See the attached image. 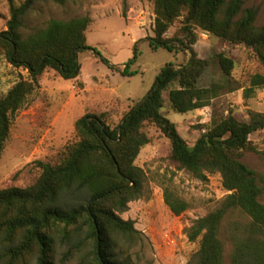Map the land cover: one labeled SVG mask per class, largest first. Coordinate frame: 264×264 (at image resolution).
<instances>
[{
  "label": "trees",
  "instance_id": "obj_1",
  "mask_svg": "<svg viewBox=\"0 0 264 264\" xmlns=\"http://www.w3.org/2000/svg\"><path fill=\"white\" fill-rule=\"evenodd\" d=\"M69 1L73 0H24L10 9L6 29L0 32V55L26 71L28 79L20 77L0 99V156L11 118L37 88L38 77L48 68L64 80L80 75L78 54L89 49L85 35L89 17L49 20L43 28L24 33V19L35 4L64 6ZM241 5V0H154L149 47L175 54L189 52L191 57L181 67L166 65L146 97L115 126L104 113H87L77 119L76 141L66 147L58 164L36 162L40 172L32 186L0 190V264H54L57 245L65 246L66 256L76 257L78 264H121L114 252L115 239L137 237L134 222L119 214L142 192L143 172L135 160L149 143L142 131L145 123L153 124L167 138L169 160L178 170L199 180L206 174H219L222 188L229 192L215 210L185 230L190 242L199 239L196 256L188 264H264V174L242 162L245 153H259L250 136L264 131V113L248 110L247 121L237 120L231 112L212 120L201 126L205 131L192 146L161 113L164 92L172 111L186 114L209 107L222 94L242 90L247 99L256 89L264 90V73L251 76L247 88L232 81L233 62L224 55L217 56L224 81L199 85L209 62L197 58L193 30L251 49L264 70V25L254 26L252 10L238 17ZM180 17L184 40L165 38ZM128 69L114 70L122 77L136 74ZM82 192L84 198L75 196ZM163 196L173 215L187 210V204L168 189ZM64 199L68 201L63 203ZM223 227L231 244L227 255L220 240Z\"/></svg>",
  "mask_w": 264,
  "mask_h": 264
},
{
  "label": "rangeland",
  "instance_id": "obj_2",
  "mask_svg": "<svg viewBox=\"0 0 264 264\" xmlns=\"http://www.w3.org/2000/svg\"><path fill=\"white\" fill-rule=\"evenodd\" d=\"M24 0H0V32L6 29L10 9ZM242 11L255 12V27L264 25V0H241ZM229 2V0H227ZM154 0H73L64 6L37 3L24 19V33L43 28L49 20L69 21L87 16L90 24L86 33L89 49L79 52L80 75L64 80L46 69L37 79V88L28 96L22 108L13 115L8 138L0 156V190L28 188L36 181L40 169L36 162L58 164L68 145L76 141L74 123L84 114H105L115 126L153 87L157 75L166 65L181 67L191 54L152 50L147 39L153 37ZM182 17L176 19L165 34L168 39H182ZM197 58L207 60L209 67L199 79L207 87L222 83L224 76L217 56L224 55L233 62L232 81L247 88L249 79L264 70L251 49L229 44L211 35L193 30ZM105 60V63L101 60ZM125 66L136 74L122 77L114 69ZM114 68V69H113ZM21 78L28 79L22 69L11 66L0 55V99ZM176 87V84L173 85ZM168 93H163L161 113L174 123L179 136L188 146L205 131L201 126L218 121L230 112L239 121L248 120V110L264 113V90L256 89L245 99L242 90L222 94L209 107L186 114L172 111ZM143 133L149 139L135 160L143 172L140 197L129 203L119 216L134 222L137 237L115 239V256L121 264H188L194 260L199 239L190 242L185 230L198 218L215 210L229 193L222 188L219 174H206L204 180L178 170L169 160L170 143L153 124L145 123ZM259 153L247 152L242 162L257 174H264V131L250 136ZM168 189L176 199L185 202L187 210L175 216L164 201ZM82 199L85 193H77ZM64 199L62 202H67ZM264 204V196L261 198ZM224 228V227H223ZM220 240L227 255L231 244L225 228ZM67 248L57 245L54 264H78V259L66 256ZM33 264V263H30Z\"/></svg>",
  "mask_w": 264,
  "mask_h": 264
},
{
  "label": "water",
  "instance_id": "obj_3",
  "mask_svg": "<svg viewBox=\"0 0 264 264\" xmlns=\"http://www.w3.org/2000/svg\"><path fill=\"white\" fill-rule=\"evenodd\" d=\"M190 54V53H189Z\"/></svg>",
  "mask_w": 264,
  "mask_h": 264
}]
</instances>
